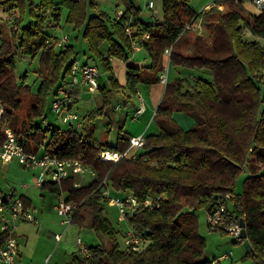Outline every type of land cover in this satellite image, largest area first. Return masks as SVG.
I'll use <instances>...</instances> for the list:
<instances>
[{"label": "trees", "instance_id": "obj_1", "mask_svg": "<svg viewBox=\"0 0 264 264\" xmlns=\"http://www.w3.org/2000/svg\"><path fill=\"white\" fill-rule=\"evenodd\" d=\"M94 1L0 0L3 13L13 17L8 34L0 27V147L8 127L25 140L27 152L44 150L59 159L81 161L95 172L89 184L79 187H74L75 177L42 185L78 204L72 224L106 238L107 245L87 247L89 257L73 253L68 264H213L205 257L206 244L194 212L203 209L209 214L221 204L229 215L244 221L245 256L254 264H264V9L252 13L241 0L216 1L202 15L207 33L198 35L183 30L197 14L189 0H162V21L154 26L140 23L138 9L127 1L122 0L120 20L92 13ZM63 9L66 25L87 42V57L99 73H111V60L126 63L134 52L126 22L150 33L141 48L148 65L127 67L123 88L111 76L110 88L99 85L101 103L82 119L76 132L38 125L46 118L48 96L66 83L71 65L79 61L72 46L65 44L58 50V40L45 31L49 23L60 20ZM244 33L263 43L245 40ZM172 44L169 62L177 76L165 85L153 114L157 132L145 135L142 155L116 163L101 161L103 150L125 152L131 136L118 134L115 144L97 142L94 120L110 112V94L115 90L132 96L141 83H159L163 50ZM38 53L40 82L32 93L24 83L25 75L17 82L15 59L18 55L34 58ZM194 70L209 72L211 80L192 76ZM69 94L78 96L76 91ZM27 96L32 100L30 114L22 117L18 110ZM174 114L192 120L191 128H182ZM244 169L242 190L237 193ZM104 179L116 196L131 195L138 201L127 222L146 241L140 252L119 248L121 231L103 215L105 202L97 190ZM157 198L158 207L142 205Z\"/></svg>", "mask_w": 264, "mask_h": 264}, {"label": "rangeland", "instance_id": "obj_2", "mask_svg": "<svg viewBox=\"0 0 264 264\" xmlns=\"http://www.w3.org/2000/svg\"><path fill=\"white\" fill-rule=\"evenodd\" d=\"M146 1L147 0H140V2L142 3H145ZM94 2L95 7L92 13H106L111 20L115 19L117 11L124 10L123 2L120 0H95ZM204 2H206V0H189L191 8L196 11L201 8L200 6ZM244 7L247 11H256L248 1L244 2ZM201 10L202 8L199 9V11ZM225 10L226 8L222 6L221 11ZM3 12L4 9H0L1 31L3 30L4 34H8L12 26V23L10 21L13 17H11V15L9 14L7 17V14ZM66 15L67 11L63 9L60 13V20L58 22L52 21L54 23H49L45 31H47V33L51 37L58 40V44H56L57 49L65 45H59L60 39L63 36H68L66 45L69 44L74 48L77 53L78 60L81 62L86 61L88 64L94 63L92 59L87 57V42L83 40L81 36L72 29V27L66 25ZM191 32L195 33L194 31ZM204 33H207L205 29H203V34ZM243 36L247 41H255L259 42L260 44L263 43L261 39L254 37L248 33H244ZM38 64L39 53L34 58L18 55L15 59L16 67L14 75L16 77V80L19 83L20 78L25 75L24 83L30 88L32 93L36 92L40 82L36 74ZM118 64L123 65V67L125 66L123 62L113 60V62H111V70H113V68ZM124 70H126V68H124ZM116 71H118L117 67ZM191 74L194 77L199 76L204 78L205 80H211V75L209 72L194 70L191 72ZM176 76L177 74L174 72L173 68H171L169 73V82L172 81ZM98 80L100 86L106 88L111 87L108 81V73L100 72ZM145 85L146 86L141 89V95L147 111L145 115H139L140 117L138 116V119L136 118L135 120H132V116L129 113L133 109L134 105L127 106V93H121L119 91L116 92L115 90L110 94V104L108 107L110 112L108 114L103 113L102 115L98 116L93 122L95 130L94 135L97 142L108 141V143L110 144H115L118 134L128 133L133 135L138 130H141L144 133H153L157 131L154 123H151V116L154 112V110H152V106L160 99L161 89L159 87L156 90L155 88H152L153 90L150 91V84ZM64 86L69 89V85L67 83H64ZM68 93H70L69 90ZM70 96L74 104L73 111L78 115L80 120H82L91 110L95 109L101 103V96L98 91L93 93L84 92V95H82V97L77 101V96H73L72 94H70ZM52 100L53 97L51 95L48 96L46 100V118L44 120L38 121V125H40V127H44L46 124H52L61 129H65L66 127L59 123L56 115L51 112ZM131 101L133 103L135 102V108L139 107V102H137L135 98ZM31 102L32 100L30 96H27L23 99L22 105L18 110V114L20 116L25 117L26 115L30 114ZM147 104L150 105L147 107ZM118 107H120V109L124 108L123 110H128L129 115L125 117V121L123 115L125 113H120L121 111L117 110ZM173 116L175 120L180 119V117L184 119L181 120V123L178 121L179 125L182 126V128H191L193 121L182 114H174ZM122 121L123 126L120 129L119 125L122 124ZM190 123L191 125L188 127ZM108 124L111 125V128H107ZM136 136L139 135H134L133 137ZM142 154V148L132 149L129 152V156L134 155L135 158ZM36 174H38V171H28L19 166L16 161L10 163V165L8 164L7 166L3 167V169L0 171V190L7 191L9 190V188H14L18 195L21 193L25 196L28 195V197L32 200L33 207L37 211H39V217H37L39 221L38 226L26 223L20 225L17 231L22 264H68L71 260L72 254L78 251V247L76 245L78 238H80L83 244L87 247H92L100 244L107 245L106 238L104 236L96 235L92 230L81 228L76 223L72 224L67 229V231L63 235L62 240L57 243L54 240V235L62 234L63 232L61 218L57 215V212L55 210V206L57 205L58 201L57 195L47 189L31 187V185L33 186L32 176ZM245 175L246 170L244 169L238 176V183L235 188L237 193L242 190V182ZM94 178L95 177L91 174L86 173L83 176L76 177L75 181L81 183V185H87ZM112 195L116 196V193H112ZM194 214L198 221L199 235L204 239L206 244L205 257L209 261H214V259H216L217 257L231 252L232 255L220 264H254L251 258L245 256V247L243 242L238 241L237 238L222 230L212 231L209 229L208 217L205 210L199 209L195 211ZM103 215L107 218V220L115 230L121 231V233L117 236V242L119 248L124 249L125 246L123 243V236L129 228L127 219L125 218V220L120 221L118 218L119 212L117 207L110 203H105ZM145 243L146 241L142 242V247L145 246Z\"/></svg>", "mask_w": 264, "mask_h": 264}, {"label": "built area", "instance_id": "obj_3", "mask_svg": "<svg viewBox=\"0 0 264 264\" xmlns=\"http://www.w3.org/2000/svg\"><path fill=\"white\" fill-rule=\"evenodd\" d=\"M241 1H248L258 12L264 9V0ZM147 6L153 8L154 1L150 0ZM217 7L222 10V5H218ZM206 11L203 9L197 13L190 22L185 24L183 30L194 31L198 35H202L204 29L202 15ZM122 15L123 11H117L115 19L120 20ZM130 25L131 23L126 22L125 33L129 37H132V50L139 51L142 45L149 40L150 33L144 31L140 25L138 27H131ZM67 37L63 36L59 41V45L66 44L68 41ZM172 47L173 44L163 50V56L167 59V63H169ZM99 75L100 73L96 65L74 61L71 65L69 77L71 78V84L82 87L86 92L93 93L99 89ZM158 79L159 83L165 87L168 83V64L163 66ZM51 96L53 97L51 112L56 115L58 122L75 132L80 131L82 128V120L73 111L74 104L64 84L52 91ZM137 96L139 98V107L132 113V120H135L145 110L144 100L141 94L137 93ZM2 114L3 107L0 98V116ZM3 133L5 140L0 147V166H6L16 161L19 166L28 171H38V174L33 175V185L35 187L40 188L45 182L57 185L69 178L83 176L86 173L95 177V172L81 161L59 159L47 152L41 155L27 152L24 149L25 140L23 138H17L8 127L4 128ZM128 142L129 147L125 152L103 150L100 152L99 159L105 162L116 163L125 157L135 158L134 155L129 156V152L132 149L142 148L145 143V136L142 134L136 137H130ZM79 186H81V183H74V187ZM97 190L105 203H110L117 207L120 221L125 220V218L127 219L134 209L138 207L137 199L131 195H112V191L105 179L99 184ZM159 200L160 198H157L155 201L146 200L142 205L148 209H153L158 207ZM77 208V203L67 201L63 194L59 195L55 210L61 218L63 232L62 234L54 235V240L57 243L62 240L63 235L72 225ZM207 217L210 230H222L234 236L240 242L245 239L246 236L244 238L241 237V230L244 229L245 232V226L243 228L240 227L241 217L238 219L234 215H229L224 208V204H221L217 210L207 214ZM20 223H29L38 226L39 221L36 217V210L27 206L15 189H9L7 191L0 190V264H22L17 236V229ZM123 243L126 249L133 252H140L144 248L142 247V240L130 227L124 234ZM76 245L78 247L77 254L83 257L90 256L87 246L83 244L80 238H78ZM230 256L231 252L219 256L216 261H222Z\"/></svg>", "mask_w": 264, "mask_h": 264}, {"label": "crops", "instance_id": "obj_4", "mask_svg": "<svg viewBox=\"0 0 264 264\" xmlns=\"http://www.w3.org/2000/svg\"><path fill=\"white\" fill-rule=\"evenodd\" d=\"M120 1H122V0H120ZM124 1H127V2H129L134 8H136V9H138V16H137V19H138V21L140 22V23H142L143 25H145V26H154L155 25V23L158 21V22H161L162 21V0H153L154 1V7L153 8H149L148 6H147V4H148V2L150 1V0H147L145 3H142V2H140V0H124ZM216 1L215 0H206V2H204L200 7L202 8V10L203 9H205V10H209L213 5H214V3H215ZM189 7H190V9L193 11V12H195V13H199V12H201V11H199V9H201V8H199L197 11L196 10H194L193 8H191V6H190V4H189ZM124 11V10H123ZM258 11H254V12H252V13H257ZM77 39V38H76ZM163 58H164V60H163V66H166L167 64H168V82H169V73H170V70H171V68H172V66L170 65V62L169 63H167V59L163 56ZM83 62H86V61H83ZM111 62H113V60H111ZM87 63V62H86ZM148 63H149V59H148V57H147V55H146V53L144 52V50L143 49H140L139 51H134L130 56H129V58H128V60H127V62L126 63H124L125 64V66L123 67V65H121V64H118V65H116V67L118 68V71H116V67H114L113 68V70L111 71V73H108V76L110 77H113V78H115L117 81H118V84L123 88L124 86H125V84H126V80H125V75H126V70H124V68H126L127 69V67H129V66H132V67H136V68H142V67H144V66H146V65H148ZM88 64V63H87ZM91 64V63H90ZM91 65H94V64H91ZM173 70H174V72L176 73V71H175V69L173 68ZM99 81V80H98ZM66 83L69 85V91H76V92H78V96H77V98H76V101L78 100V99H80L81 97H82V95H84V92L86 93V91L82 88V87H80V86H77V85H73V84H71V78L68 76V78L66 79ZM64 84V83H63ZM146 83H141L140 85H138V89H137V92H136V94L135 95H130L127 91H122V90H120L119 92H121V93H127L126 94V98L128 99L127 100V106H129V105H134L133 106V109L129 112L130 114H131V116H132V113L135 111V109H137V108H135L136 106V104H135V102L133 103L131 100L132 99H136L137 100V102H139V98H138V96H137V93L139 92L140 94H141V89L144 87V86H146L145 85ZM100 85V84H99ZM148 85V84H147ZM160 88L161 89V93H160V95L162 96V93H163V90H164V86H162L160 83H157V84H150V86H149V90L150 91H152L153 89L152 88H155V90L157 89V88ZM97 92V91H96ZM142 96V95H141ZM161 96H160V98H161ZM159 101H160V99L158 100V102H156L152 107H153V109L152 110H154V112H155V109H156V107H157V105H158V103H159ZM150 104H147V107L149 106ZM117 109V108H116ZM124 108H121L120 109V107H118V111L120 110L121 112L120 113H122L123 114V112L125 113V114H123L124 115V117H126L127 115H129V113H128V110L127 109H125V110H123ZM146 109V108H145ZM146 111H147V109L145 110V112L144 113H142V114H140V116H143V115H145L146 114ZM154 112H153V114H154ZM153 114H152V116L151 117H153ZM139 116V117H140ZM137 119H138V116L136 117ZM184 118V117H183ZM181 120H184V119H182L181 117H180V119H177L176 121L178 122H180L181 123ZM192 121V120H191ZM178 122V123H179ZM151 123H152V121H151ZM193 123V122H192ZM191 125V123L188 125V127ZM147 127V126H146ZM189 129V128H188ZM155 132H157V131H155ZM155 132H153V133H155ZM150 133H152V132H150ZM146 135V134H148L147 132H143V131H141V130H138V131H136L133 135H131V134H129L131 137H133L134 135ZM45 151L44 150H40L37 154H39V155H41V154H43ZM135 154V153H134ZM14 162V161H13ZM13 162H11V163H13ZM10 165V164H9ZM7 166V165H6ZM3 167H5V166H0V171L3 169ZM32 179H33V176H32ZM30 187V186H29ZM28 187V188H29ZM31 187H34L35 188V186L33 185H31ZM26 188V187H25ZM37 188V187H36ZM9 189H14V188H9ZM40 189H47V190H49L50 191V188L49 187H45V188H42V187H40ZM1 191H3V190H1ZM51 192V191H50ZM54 193V192H53ZM55 194V193H54ZM27 195V194H26ZM57 195V194H56ZM19 196H21L22 197V199H23V201L25 202V204L27 205V206H29V207H31V208H33V209H35L34 207H33V203H32V200L28 197V195L27 196H25L24 194H19ZM63 196H64V194H63ZM65 197V196H64ZM57 199H59V195H57ZM58 202V201H57ZM36 210V209H35ZM39 215V211H37L36 210V217H39L38 216ZM58 215V214H57ZM59 216V215H58ZM23 224H26V223H20L19 224V226L20 225H23ZM19 226H18V229H19ZM18 229H17V231H18ZM18 241H19V237H18ZM18 244H19V242H18ZM20 246V245H19ZM231 255H232V253H231ZM218 258V257H217ZM216 258V259H217ZM22 259V258H21ZM216 259H214V261H213V264H220L221 262H224L225 260H227V259H224V260H222V261H219V262H217L216 261Z\"/></svg>", "mask_w": 264, "mask_h": 264}, {"label": "water", "instance_id": "obj_5", "mask_svg": "<svg viewBox=\"0 0 264 264\" xmlns=\"http://www.w3.org/2000/svg\"><path fill=\"white\" fill-rule=\"evenodd\" d=\"M240 227H241V228L244 227V221H243L242 219L240 220ZM241 237H242V238L245 237L244 229L241 230Z\"/></svg>", "mask_w": 264, "mask_h": 264}, {"label": "bare ground", "instance_id": "obj_6", "mask_svg": "<svg viewBox=\"0 0 264 264\" xmlns=\"http://www.w3.org/2000/svg\"><path fill=\"white\" fill-rule=\"evenodd\" d=\"M129 140V139H128Z\"/></svg>", "mask_w": 264, "mask_h": 264}]
</instances>
